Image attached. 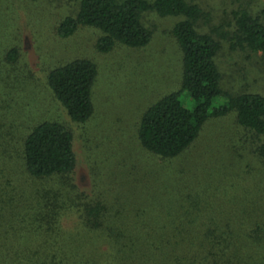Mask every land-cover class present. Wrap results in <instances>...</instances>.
<instances>
[{
    "label": "trees",
    "instance_id": "16d2710c",
    "mask_svg": "<svg viewBox=\"0 0 264 264\" xmlns=\"http://www.w3.org/2000/svg\"><path fill=\"white\" fill-rule=\"evenodd\" d=\"M147 13L180 19L171 36L181 52L182 77L180 90L162 97L139 120L137 139L143 150L163 161L177 160L196 144L209 121L233 114L241 128L264 136V96H232L223 90L216 61L221 45L199 31L204 13L198 5L186 0H80L76 16L61 21L55 34L68 40L81 28L96 30L100 37L95 48L100 54L117 46L142 49L153 39L144 23ZM236 26L233 48L264 53V24L259 18L243 13ZM17 57L11 50L9 60L16 62ZM97 78V65L83 58L50 69L45 82L69 118L86 125L95 112ZM256 150L264 166V141ZM21 163L27 181L23 187L11 186L10 192L6 183L0 188V217L10 221L12 231L18 227L20 236L32 240L33 252L23 264H130L129 260L131 264H264V178L260 186L233 190L226 182L229 177L217 172L208 193L202 187L190 188L197 193L186 198L193 215L180 220L154 215L142 218L138 229L129 223L124 231L115 222L112 205L102 196L88 197L76 185L74 134L65 125L44 121L34 126L25 138ZM69 217L78 220L74 229L97 234L88 239L98 245L94 253L75 252L74 245L82 241L68 237L63 222ZM186 226H194V231ZM106 244L116 250L119 261L96 262V256L108 258L107 252L102 253ZM20 254L17 257L23 258ZM15 257L8 254L7 264H14L10 261ZM124 257L128 262L121 261Z\"/></svg>",
    "mask_w": 264,
    "mask_h": 264
},
{
    "label": "rangeland",
    "instance_id": "374dc122",
    "mask_svg": "<svg viewBox=\"0 0 264 264\" xmlns=\"http://www.w3.org/2000/svg\"><path fill=\"white\" fill-rule=\"evenodd\" d=\"M186 1L204 13L199 31L221 45L216 61L223 90L232 96H264V53L232 47L237 43L240 15L246 13L264 24V0ZM79 2L0 0V188L6 183L5 190L10 192L11 186L25 185L21 165L24 141L30 130L44 121L61 123L73 132L76 185L88 197L102 198L112 205L115 222L124 231L129 223L138 229L142 218L154 215L178 220L193 215L186 198L197 193L190 188L202 187L208 193L207 186H212L210 179H216L217 172L229 177L223 180L233 190L234 186H260L264 166L256 149L264 136L241 128L234 114L209 121L196 144L177 160L163 161L143 150L137 139L143 113L181 88L182 56L171 36L180 19L147 13L144 23L153 32V39L146 48L117 46L109 54H100L95 48L100 37L96 30L81 28L68 40L55 34L61 21L76 16ZM11 50L17 51L16 62L8 58ZM83 58L98 68L93 89L95 112L89 123L77 125L47 88L45 77L50 69ZM76 225L75 217L63 222L64 229L70 231L68 237L82 241L80 245L72 241L75 252L86 251L85 256L94 253L98 245L88 239H96L97 234L76 230ZM186 227L191 231L195 228ZM11 229L10 221L0 217V264H7L8 254L16 256L11 263L23 264L33 252L32 240L28 235L20 236L18 227ZM102 248L109 256H96V262L119 261L116 250H110L108 244ZM127 257L121 261L128 262Z\"/></svg>",
    "mask_w": 264,
    "mask_h": 264
}]
</instances>
